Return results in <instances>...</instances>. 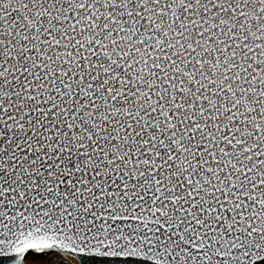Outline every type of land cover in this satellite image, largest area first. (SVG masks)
Listing matches in <instances>:
<instances>
[{
    "label": "snow or ice",
    "instance_id": "6c2138e0",
    "mask_svg": "<svg viewBox=\"0 0 264 264\" xmlns=\"http://www.w3.org/2000/svg\"><path fill=\"white\" fill-rule=\"evenodd\" d=\"M0 264H264V0H0Z\"/></svg>",
    "mask_w": 264,
    "mask_h": 264
}]
</instances>
